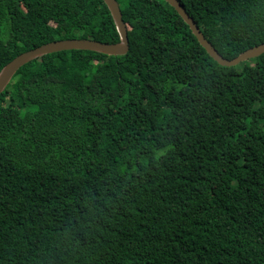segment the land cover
Here are the masks:
<instances>
[{"label":"trees","instance_id":"trees-1","mask_svg":"<svg viewBox=\"0 0 264 264\" xmlns=\"http://www.w3.org/2000/svg\"><path fill=\"white\" fill-rule=\"evenodd\" d=\"M128 53L67 50L0 93V264H264V54L214 61L164 0H116ZM225 58L264 0H178ZM116 43L103 0H0V71Z\"/></svg>","mask_w":264,"mask_h":264},{"label":"water","instance_id":"water-1","mask_svg":"<svg viewBox=\"0 0 264 264\" xmlns=\"http://www.w3.org/2000/svg\"><path fill=\"white\" fill-rule=\"evenodd\" d=\"M107 5L117 30L120 34V40L116 43L103 42L94 39H63L52 41L36 48L23 52L8 62L0 71V93L5 89L11 81L17 70L28 62L42 57L47 54L63 52L67 50H88L98 53L123 56L128 53L129 40L127 35V27L122 19V12L116 0H103ZM175 9L178 15L189 26L193 35L198 40L199 44L205 49L206 53L219 65L232 67L240 62L256 58L264 54V43L252 46L233 59L223 57L214 46L206 39L199 27L196 25L193 18L187 13L184 6L178 0H164Z\"/></svg>","mask_w":264,"mask_h":264},{"label":"bare ground","instance_id":"bare-ground-1","mask_svg":"<svg viewBox=\"0 0 264 264\" xmlns=\"http://www.w3.org/2000/svg\"><path fill=\"white\" fill-rule=\"evenodd\" d=\"M120 8V7H119ZM191 30V29H190Z\"/></svg>","mask_w":264,"mask_h":264}]
</instances>
